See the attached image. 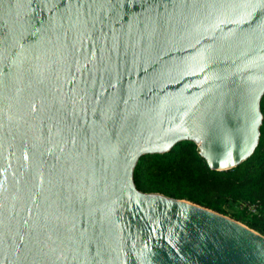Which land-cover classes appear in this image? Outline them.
<instances>
[{"label":"water","instance_id":"water-1","mask_svg":"<svg viewBox=\"0 0 264 264\" xmlns=\"http://www.w3.org/2000/svg\"><path fill=\"white\" fill-rule=\"evenodd\" d=\"M264 0H0V264H264V235L137 189L144 153L211 169L258 141Z\"/></svg>","mask_w":264,"mask_h":264},{"label":"trees","instance_id":"trees-1","mask_svg":"<svg viewBox=\"0 0 264 264\" xmlns=\"http://www.w3.org/2000/svg\"><path fill=\"white\" fill-rule=\"evenodd\" d=\"M256 146L226 169H211L189 139L164 152L140 155L132 169L135 187L184 198L229 215L264 235V92Z\"/></svg>","mask_w":264,"mask_h":264}]
</instances>
